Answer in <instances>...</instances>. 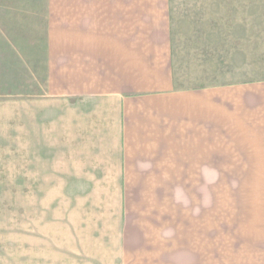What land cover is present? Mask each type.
Instances as JSON below:
<instances>
[{
    "label": "crops",
    "instance_id": "1",
    "mask_svg": "<svg viewBox=\"0 0 264 264\" xmlns=\"http://www.w3.org/2000/svg\"><path fill=\"white\" fill-rule=\"evenodd\" d=\"M167 6L42 0L27 38L28 74L66 111L74 100L82 159L103 177L89 181L154 200L156 264H210L212 247L226 246L245 252L233 264H264V225L212 226L210 205L211 183L264 182V157L219 155L239 145L264 152V70L249 65L243 82L180 87Z\"/></svg>",
    "mask_w": 264,
    "mask_h": 264
},
{
    "label": "rangeland",
    "instance_id": "2",
    "mask_svg": "<svg viewBox=\"0 0 264 264\" xmlns=\"http://www.w3.org/2000/svg\"><path fill=\"white\" fill-rule=\"evenodd\" d=\"M166 1L180 87L243 82L249 65L264 70V0ZM41 2L0 0V264H156L154 200L89 181L103 177L82 159L74 100L66 111L28 74ZM239 147L220 158L264 157L259 146ZM210 185L212 226L264 225V182ZM238 253L212 247L210 264H233Z\"/></svg>",
    "mask_w": 264,
    "mask_h": 264
}]
</instances>
